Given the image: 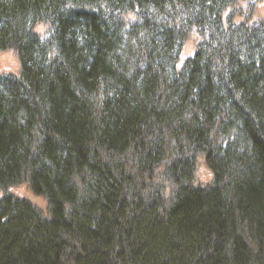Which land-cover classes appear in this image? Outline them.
<instances>
[{
  "label": "trees",
  "instance_id": "1",
  "mask_svg": "<svg viewBox=\"0 0 264 264\" xmlns=\"http://www.w3.org/2000/svg\"><path fill=\"white\" fill-rule=\"evenodd\" d=\"M248 1L0 0V264H264Z\"/></svg>",
  "mask_w": 264,
  "mask_h": 264
},
{
  "label": "rangeland",
  "instance_id": "2",
  "mask_svg": "<svg viewBox=\"0 0 264 264\" xmlns=\"http://www.w3.org/2000/svg\"><path fill=\"white\" fill-rule=\"evenodd\" d=\"M241 6V7H240ZM241 11L237 13L238 16L236 18L239 21L251 22L256 18H261L264 20V1L260 2H247L245 4L239 5ZM246 15L243 20V16ZM259 17H258V16ZM259 18V19H260ZM196 42V37H191L187 40L186 45L184 46V52L189 53L190 50L194 47V43ZM18 70V61L14 54H12L9 50H5L0 52V72L10 71L12 73H16ZM199 166V165H198ZM197 174L201 176L200 180H206L209 175L208 171L204 168V165L201 164L199 168H197ZM9 191L13 194H18L21 197L27 198L29 201L34 203L37 207L42 210H45L46 202L38 196L33 195V193L29 190L25 183H20L19 185L9 189ZM13 194V195H14Z\"/></svg>",
  "mask_w": 264,
  "mask_h": 264
},
{
  "label": "bare ground",
  "instance_id": "3",
  "mask_svg": "<svg viewBox=\"0 0 264 264\" xmlns=\"http://www.w3.org/2000/svg\"><path fill=\"white\" fill-rule=\"evenodd\" d=\"M5 72H9V71H5Z\"/></svg>",
  "mask_w": 264,
  "mask_h": 264
}]
</instances>
